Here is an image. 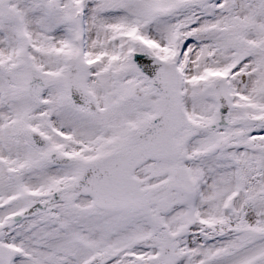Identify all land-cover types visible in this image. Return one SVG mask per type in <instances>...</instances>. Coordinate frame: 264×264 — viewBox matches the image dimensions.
<instances>
[{
	"label": "snow or ice",
	"instance_id": "6c2138e0",
	"mask_svg": "<svg viewBox=\"0 0 264 264\" xmlns=\"http://www.w3.org/2000/svg\"><path fill=\"white\" fill-rule=\"evenodd\" d=\"M0 264H264V0H0Z\"/></svg>",
	"mask_w": 264,
	"mask_h": 264
}]
</instances>
